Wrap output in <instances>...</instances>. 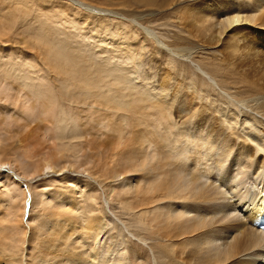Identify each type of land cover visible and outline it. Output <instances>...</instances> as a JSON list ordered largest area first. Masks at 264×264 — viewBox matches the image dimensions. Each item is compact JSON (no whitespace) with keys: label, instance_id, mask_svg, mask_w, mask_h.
Masks as SVG:
<instances>
[{"label":"bare ground","instance_id":"obj_1","mask_svg":"<svg viewBox=\"0 0 264 264\" xmlns=\"http://www.w3.org/2000/svg\"><path fill=\"white\" fill-rule=\"evenodd\" d=\"M66 1L103 16H115L82 0ZM205 1L206 5L212 1L218 3L206 10L207 19L218 15L221 9L232 7V14L225 16L228 24L244 20L240 24H248L255 30L241 33L242 40L249 38L248 42L264 47V18L260 17L257 24L252 20L258 12L257 6H251L253 15L239 16L244 9L241 5L250 0ZM145 29L148 36L155 39V33ZM53 38L46 36L38 42L44 63L37 59L27 62L29 71L53 74L54 80L48 79L50 84L46 87L35 84L28 72L19 69L18 62L10 67L13 69L10 72L0 59V97L9 98L13 109L20 111L19 118L7 114L5 121V125L11 122L20 126L19 131H13L17 140L20 137L17 149L11 152L13 159L5 157L3 148L0 151V167L16 168L12 177L0 174L2 201L5 206L8 204L3 212L5 221L0 223V264L16 261L18 264H128L120 254L127 240L121 231H115L114 221L124 233L151 249L152 263L143 255L138 258L146 264H264V231L255 225L264 213V83L231 68H226L219 82L218 74L214 78L216 71L222 70L219 65H214L212 75L197 66L216 87L222 88L224 84L231 91V86H239L241 92L249 93L246 97L253 99L254 106L247 110L243 108L247 106L245 102H236L238 109L230 103L234 95L230 93L228 101L225 100L226 90L225 101L219 106L212 105L219 128H202L206 117L201 114L198 122L201 128L194 131L179 123L180 114L173 117L171 106L177 96L170 97L163 83L157 87L140 77L136 79L140 78L141 82H136L129 76L131 72L120 66L119 69V61L135 62V48L129 39L116 41L111 37L108 43L103 42L128 59L113 55L112 60L107 59V64L101 65L96 57L77 54L76 49L65 45V40ZM142 40L141 43L145 39ZM113 60L114 65L110 64ZM52 83L61 85L60 97L68 99L74 107L69 117L54 115L53 123L48 121V117H52L50 111L42 126L44 120L38 121L37 111L42 108L46 114L45 103H56L54 92L51 93L54 100L49 96ZM212 91L214 89L211 95ZM180 104L181 112H185V103ZM119 112L124 115L120 116ZM136 128H144L145 133L135 134ZM96 133L108 134V140L96 142V137L97 140L85 137ZM38 137L55 151L45 146V150L38 152L35 144ZM105 142L111 146L103 149L101 145ZM235 145L241 148L235 149ZM85 146L95 149V154L82 155ZM57 157L69 162L80 160L84 164L88 158L92 161V166L84 169L90 172H86L91 174L88 177L96 180L95 176L101 174L110 179L108 189L101 188L110 220L100 216V207L87 201L83 205L85 212H79V202L72 190L82 194L81 185L71 174L63 176L67 167L59 168ZM44 174L49 177L44 183L38 182L40 184L33 187L35 190L27 184L29 194L22 196L23 208L17 213L20 193L14 191V186L32 184L36 177ZM132 174L139 175L135 183L134 177H128ZM107 198L128 214L148 238L133 234L112 211ZM27 214L29 219L25 225Z\"/></svg>","mask_w":264,"mask_h":264},{"label":"rangeland","instance_id":"obj_2","mask_svg":"<svg viewBox=\"0 0 264 264\" xmlns=\"http://www.w3.org/2000/svg\"><path fill=\"white\" fill-rule=\"evenodd\" d=\"M82 1L90 4L91 6H94L95 8L110 12L111 14L114 13L116 17H113V15L103 16L102 14H98L95 11H90L84 7H79V5L68 2L66 0H0V59L1 63H3V66L6 67V70L10 72L13 71V69L10 67L13 66L15 62H18V64L16 65L19 66V69L28 72L30 79L35 84H37L38 86L46 87L50 84V81L48 79L54 80L53 74L49 73V75H47L48 72L45 71L41 73L29 71V66L27 65V62L34 59H37L38 62L44 63L42 55H40V52H38V42L41 38L47 36L48 39L54 37L53 39L55 40H65L64 43L68 48L70 47L74 51L76 49L77 51L75 52L77 54H87L86 56H88L89 58H92L93 56L96 57L95 60L98 61L101 65H106L107 59L110 60L113 55H119L120 59L122 60L128 59V57L122 55L118 51H114L111 46L107 47L106 45H103V42L108 43L111 37L116 41L119 39H129L131 41L130 44L134 45L133 48H135V62L130 60L128 61L132 63L128 61L125 63L124 61H119L121 63L117 64L118 67L120 66L121 69L131 72L128 74L131 79L136 80V82H141V78L142 81L143 79H145L147 83L154 84L157 87L158 84L163 83L165 85L163 86L169 92L170 97L177 96L173 102V105L171 106V110L174 118H176L177 113L182 116L179 122L182 126H189L194 131H198V128H201L199 127L198 122L202 114L206 117L204 127L202 128L209 127L211 128V130L219 128L217 124V114L215 111H212V105L217 104L216 106H219L220 104H222L221 101H228V97L231 94L235 96V99L230 101L231 104L235 105L236 102H245L247 106L244 105V109H247L248 107V109L250 110L253 109V99L246 97L247 95H249V93H247L246 91L241 92L239 86H231L232 90L230 91L229 87L227 86L226 88L223 83H219L220 85L223 84L222 88L221 86L216 87L210 82L211 79L210 81L207 80L205 75L201 73L202 71L198 69V67H202L205 71L209 72L212 75L213 71L215 73L214 65L216 66L217 64V66L219 65L222 70H218L219 72L216 71V73L213 74L214 78L215 75L218 74L216 78L219 80V82H221V77L225 76L226 68L227 70L231 68L236 69V71L244 73L255 79L258 78V80L260 79L259 81L261 83H264V73H260L264 72V47H257L256 44H253L254 42H248L249 38L245 39V41L244 39L242 40V38L240 37L242 34L254 33L252 32V30H255L248 24H240L243 23L244 20L238 21L236 22V24H228L225 16L232 14V7L219 10L218 15L214 16V19L212 18L209 20V18L207 19L206 17V10L208 8H214L215 6H217L218 3L216 1H212L208 5L204 4L207 3L205 0H152V2L151 0ZM221 2H224V0H221ZM246 4H248L249 6L245 7L244 5ZM246 4L241 5V7L244 8V11L242 10L243 12L241 11L239 13V10H241V8L237 11L239 13V16L242 15V18H246L249 14H251V12H253L250 11L251 6L256 5V10H258V12L254 15L252 20L255 24L259 23L261 20L260 17L264 18V0H250L247 1ZM220 23L221 25L224 23V25L221 26ZM262 23H264V20L262 21ZM232 26L236 27L237 29L235 28V30ZM145 28H147L148 31L150 30L149 32L155 33V39H151L148 36ZM245 28H247L248 30H245ZM231 29H233L234 31ZM240 29L245 32L243 33ZM113 33H115L116 36ZM236 33L238 35H236ZM136 38L139 39L136 41ZM142 39L145 40L143 41ZM140 40H142L144 43H141ZM168 49L173 50L169 51ZM106 53H108V55ZM18 58L21 59L18 60ZM110 64L114 65V60ZM253 73L255 75H253ZM260 74L261 76H263H259ZM137 77L140 78L136 79ZM52 84L53 85L50 86L51 89L49 96L50 98L52 97L53 100L54 96L56 98V100H54L56 103H51V105L44 102L45 106H47L46 108H44L46 109V114L42 108L39 109L37 113L41 118L36 113L37 117H39L38 121L44 120L45 118L47 119L50 111L52 117H48V121H52L51 123H53L54 121V115L56 117H59L61 115H66V117H69L71 115L72 107H74V104H72V102H68V99L60 97V91L62 90L60 87L61 85H56V83ZM54 85L55 87H53ZM210 86L212 88H210ZM213 89L215 92L212 91L211 95L210 92ZM224 92L228 96L225 95ZM51 93H53V96ZM222 93L225 96L221 95ZM56 96H58L60 99H58V97ZM207 96L210 98H208ZM6 99H1L0 97V151H2L3 148L5 157H10L13 159L14 155L11 152L13 151V149L15 150L19 143L18 140H20V137L17 140L16 136H13V131H19L20 126L15 125L16 123L13 124L11 122H8L6 126L5 121L7 118V114H11L14 119L19 118L20 111L18 109H13V105L8 101L9 98L7 100ZM181 102L185 103V112H181L182 110L179 107L181 105ZM205 105H207V107ZM243 108L241 109L243 110ZM195 110H198L199 113L198 111L197 113H193L195 112ZM122 115L124 114L120 113V116ZM45 121L46 120L41 122L42 126L45 125V123L43 124V122ZM5 132L8 134H6ZM141 133H145L144 128L135 129V134ZM98 134H91V136L87 134L85 135V137H87V139H93L96 137L98 139L97 140L95 138L97 140L96 142L106 141V139L108 140V134H100V136H98ZM217 135L215 134V136ZM233 136L235 138L237 137L235 133H233ZM30 140L32 141V139ZM233 141L234 139L232 140V142ZM234 142L236 143V141ZM44 143L45 142L42 141L40 137L36 139L35 144L37 145V148L39 147V150L36 149L38 152L43 150L45 146H49V149L52 148L50 144ZM82 143L85 145V140ZM41 145L42 149L40 148ZM110 146L111 144L109 142H105L101 145L103 149H106ZM231 146H233V144ZM239 146L240 145H235V149ZM85 147L84 151H81L82 155H84L85 153L87 157H89V154H95V149H88L87 146ZM235 149L233 151H235ZM54 151L55 150L53 149L52 152ZM230 157L233 158V156ZM82 162L80 160L79 162H69L65 161L64 159L57 160V164L60 165L59 168L65 165L67 167L65 168L63 176H68L69 174H71V176H69L72 179L77 178L78 184L81 185L82 194H80V192L76 189L72 190V193L75 194V197L79 202L77 204L79 212H85V210L83 209V205H86L85 201H87L90 205L93 204L97 205V207H100L102 209V213L100 216L104 217L105 220H110V213L105 209L104 206L105 195H103L104 192L101 190L102 187H104V190L108 189V183H110L108 181L109 178H105V176H102L101 174L96 175L97 173L95 174L96 180L98 178L97 181L91 177H88L91 174H89V171L84 169L90 168V166H92V161H89V159L86 158V163L84 164ZM75 164L78 166H76ZM119 169L120 168H116V170ZM14 172H16V168L13 169V167L9 168L8 166L0 167V174L3 173L12 177L14 176ZM137 176L139 175L132 174L128 177H134L135 180L133 182L135 183L139 179V177ZM48 177L49 175L47 174L41 175V177H36V181H32V184L34 185L27 182L20 183L14 186V191L20 193V196H18L17 199V213H20L23 208L22 196L29 194L30 189L27 186L29 185L31 186V190H35L36 188L34 189L33 187H35L38 182L44 183V179ZM86 181H88L86 183L87 185H85ZM40 183H38V185ZM90 186L92 187V189H90ZM93 191L94 193H91ZM1 192L2 189L0 191V223L5 221L3 212L8 206V204L7 206H5L4 201H2L3 196L1 195ZM107 200L112 211H114V213H116V215H118V217L125 222V224L133 234L148 238V234L145 231L140 230L137 226L138 224L135 223L128 214L122 211L111 198H107ZM28 219L29 215L27 214L24 217L25 225L28 223ZM114 225L115 231H121L123 238L125 237V240H127V243L125 242L124 247L120 249V254L122 258L128 262V264H146L145 260L138 259L141 257V255L147 257L150 263L153 262L151 260V249H149L147 245H144L142 242L137 241L124 233L123 229L116 221H114ZM134 238L136 237L134 236ZM15 264H18L17 261L15 262Z\"/></svg>","mask_w":264,"mask_h":264}]
</instances>
